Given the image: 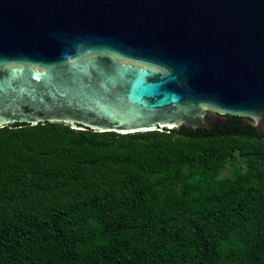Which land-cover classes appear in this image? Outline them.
<instances>
[{
    "label": "trees",
    "instance_id": "obj_1",
    "mask_svg": "<svg viewBox=\"0 0 264 264\" xmlns=\"http://www.w3.org/2000/svg\"><path fill=\"white\" fill-rule=\"evenodd\" d=\"M0 264H264V132L0 127Z\"/></svg>",
    "mask_w": 264,
    "mask_h": 264
},
{
    "label": "water",
    "instance_id": "obj_2",
    "mask_svg": "<svg viewBox=\"0 0 264 264\" xmlns=\"http://www.w3.org/2000/svg\"><path fill=\"white\" fill-rule=\"evenodd\" d=\"M264 132V0H0V127Z\"/></svg>",
    "mask_w": 264,
    "mask_h": 264
}]
</instances>
